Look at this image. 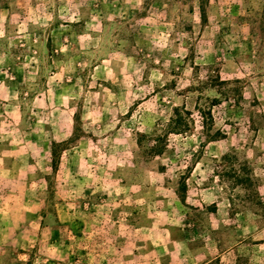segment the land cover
I'll return each instance as SVG.
<instances>
[{
  "label": "rangeland",
  "instance_id": "1",
  "mask_svg": "<svg viewBox=\"0 0 264 264\" xmlns=\"http://www.w3.org/2000/svg\"><path fill=\"white\" fill-rule=\"evenodd\" d=\"M216 73L223 136L193 110L148 157L161 102ZM0 264H264V0H0Z\"/></svg>",
  "mask_w": 264,
  "mask_h": 264
},
{
  "label": "trees",
  "instance_id": "2",
  "mask_svg": "<svg viewBox=\"0 0 264 264\" xmlns=\"http://www.w3.org/2000/svg\"><path fill=\"white\" fill-rule=\"evenodd\" d=\"M238 80L236 78H222L218 73L212 75L207 74L204 79H196L195 85L191 87L195 91L201 92L202 89L206 87L214 88L218 95L209 96L207 94H200L195 96L192 107L188 106L186 102H190L193 96L185 94L184 101L180 104L169 103L170 100L166 102H161L160 104V115L157 118L150 130H144L140 132L136 138V143L139 148L143 150L148 157H160V158H174V143H170V135H180L186 136L187 132L192 130V123L194 122L193 110L195 111L197 120L199 122L200 129L198 130L203 134L205 140H213L222 137L225 130L220 127H214V114L213 107L221 102L230 101V98H235V91L237 86H233ZM236 89V90H235ZM164 110V111H162ZM247 121H251V117L247 118ZM51 148V168L55 169V155L56 148L54 147L55 142L52 143ZM223 159H226L223 156ZM180 159L175 158L177 165ZM169 161L168 163H170ZM166 163H159L158 169L160 171L165 170ZM178 187L175 192L179 196L181 202L184 201V193H180L179 189L184 188L185 179L188 176L189 165L185 164L184 168H178ZM229 175V174H228Z\"/></svg>",
  "mask_w": 264,
  "mask_h": 264
}]
</instances>
